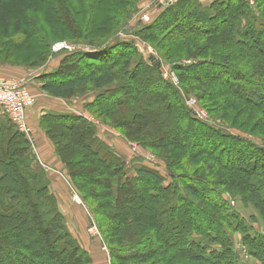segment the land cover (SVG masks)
<instances>
[{
	"label": "trees",
	"instance_id": "trees-1",
	"mask_svg": "<svg viewBox=\"0 0 264 264\" xmlns=\"http://www.w3.org/2000/svg\"><path fill=\"white\" fill-rule=\"evenodd\" d=\"M139 1L0 0V55L20 48L47 62L53 41L80 44L39 78L41 90L67 99L93 84L100 92L90 107L102 109L107 123L100 122L165 164L168 183L154 168L129 166L88 118H40L99 226L111 264H243L237 233L245 254L264 264V230L255 231L224 197L253 206L264 222V0H178L149 24L132 27ZM120 34L153 53L146 58ZM158 61L177 74L179 86L163 78ZM135 86L140 89L128 92ZM190 97L207 110V120L195 116ZM78 134L91 147L67 159L65 141ZM55 135L64 138V149ZM33 143L7 116L0 118V264H92L66 226ZM90 167L102 173L88 177ZM91 179L107 189L114 222L107 229L90 202Z\"/></svg>",
	"mask_w": 264,
	"mask_h": 264
},
{
	"label": "rangeland",
	"instance_id": "rangeland-1",
	"mask_svg": "<svg viewBox=\"0 0 264 264\" xmlns=\"http://www.w3.org/2000/svg\"><path fill=\"white\" fill-rule=\"evenodd\" d=\"M153 9L154 6L152 0H140L139 3L137 4V11L134 13L132 19L130 20L131 23L129 25L133 27L137 25V23H141L139 21L141 18V14L145 13L146 10L148 11ZM4 27L5 24L0 22V30ZM120 36L122 37V39L134 42L137 51L143 54L146 58L149 55V53L153 51V48L151 46L145 45V42H142L138 38H134L131 35H124V34H120ZM59 43H66L71 47V49H62L56 51L54 47L56 46V44ZM81 47L82 46L80 44L77 45L75 43H72L68 39L60 38L58 40H55L51 44L50 52L47 57L48 60L47 62L44 61L45 63L40 62V57H38L39 55L35 56L33 52L30 55L27 54V56H24L22 49L20 48L15 49L12 53H9V55L6 57L5 54L0 55V61L5 62L4 65L0 64V75L4 74V73L2 74L1 71L4 69L3 71H11L12 74H9L8 77L12 76V78L20 79L36 96L37 99L36 105H38L39 107L44 106L43 115H47V114H53L55 116L73 115V116H79V117L83 116L85 118H88L89 120H91V122H93L97 126V136L101 139V141L112 150L115 149L116 152L125 156L129 166L132 167L137 164H144L146 166L154 168L162 176H164L166 183L172 181V179L167 173L165 164L160 160L159 157L156 156V153L154 151L153 152L151 151L152 153L146 151L138 143L128 141L114 128L110 126H106L100 122V121L105 122L103 121L102 116H100V114L102 113V109H98V107H90V104L94 102L95 98L99 95L100 92V90H97V88H95L93 84L84 90L83 89H80V91L76 90L71 94L70 98L62 99V100L50 96L46 92L41 90V83H40L41 81L39 80V78L41 76L55 72L62 60L67 58V56L70 55L71 53H74L79 49H81ZM84 48L87 49L86 46ZM73 58H75V56H73ZM89 61L92 62L91 59ZM7 63H11V64L13 63V64L10 65ZM166 68L169 69L170 66L163 64L161 67V73H162V69H166ZM81 69L85 71L84 70L85 68H81ZM3 76H7V75H3ZM139 89H140L139 87L135 86L131 90H128V92L131 91L135 93ZM93 112H95V115L99 119H97L95 115L92 114ZM0 113L2 114V115L0 114V118L5 116L1 110ZM26 127L29 128V131H24L25 129L23 131H20L18 127L15 125V128L18 131L24 133L27 137H29V139L34 141L35 140L34 135L31 134L34 132L29 124L28 115L26 120ZM39 127H40V119H39ZM231 131L238 133V131L236 130H231ZM82 137L83 135L80 136V134H78L77 140H73L67 137V140L65 142H67L69 146L67 147L66 151H64L67 159H70L72 155L74 156L75 155L74 153L77 150H80V147L83 148L82 150L83 153L84 151L87 152V150L90 149L91 146L89 145V143L86 142V140L84 141V138ZM55 139L58 140L59 144H62L60 147L64 149L63 147L64 138L55 135ZM203 140L206 143H208V140H206V138H204ZM50 142L52 143V147L54 149L55 155L63 165L61 168L62 173H64V175L66 176V179H63L64 180L63 182H58V183H63L65 185L64 189L62 188L61 190L57 188L58 183L54 182V184H52V178L50 179V190L56 199L59 210L61 211V213L65 218L66 226L70 231V233L72 234V236L75 239H77L80 246L89 253L90 257L92 258V264H111L109 260V250L107 245L103 241V236L99 229V226L95 222V219L91 211L89 210V207L83 201L79 190L76 189V187L73 185L71 181V177L69 176L67 169L65 167V164L61 161L60 157L57 154L56 147L53 141L50 140ZM33 146H34V151L36 152V150L38 149L35 141L33 143ZM72 146H73V151H72L73 153L71 152ZM92 147L95 148V146ZM227 153L229 154V152ZM227 159H228L227 155L219 156L220 161H227ZM41 163L44 166L47 175L51 173L52 176L53 174L52 169L51 171L48 170L49 168L46 166V163L45 164L43 162ZM95 168L93 170L94 173H99V172L102 173V171H100L99 169L95 171ZM71 169L72 171L75 172V167H71ZM87 173H88V177H93L94 175V173L91 170V167ZM78 174L81 175L82 173L78 172ZM133 174H135V171L131 172V175ZM61 176L64 178L63 175ZM105 178H103V181ZM89 182H91L92 184L91 185L88 184ZM99 183L101 182L96 183L93 182L92 179L87 180V185H89L90 195H91L90 202L95 208L99 210L100 215L102 214V219H101L102 228L107 229L108 227L113 226L114 222L112 219H110L111 217L109 211L110 209L106 208V200L108 198L107 189L106 187H104ZM104 183L106 182L104 181ZM93 184H97V186L96 187L92 186ZM94 189L99 190L100 193H97L96 191H94ZM224 197L229 201V204L233 207V209L238 213H240V215L243 216L251 224V226L255 231L264 230V222L259 218L257 211L253 206L251 205L245 206L242 201H240L239 199L233 200L229 195H225ZM71 208H76L74 213L72 212ZM128 209H132V208H128ZM83 210L85 211V214H87V219H88L85 229L86 236L88 237L87 245L82 244L80 240L76 237L74 231H72V229L76 230V228L71 224V222H73L74 225L78 227L79 223L82 221V215L77 216V214L79 212H82ZM253 215L258 217V221L250 222L251 217ZM70 218L72 219L71 222H70ZM235 240H236L235 241L236 252L238 254V257L240 258L241 263L259 264L257 260L245 254L244 246L242 244V235L240 233L235 234ZM208 247L210 249L218 248L214 244H210V243L208 244Z\"/></svg>",
	"mask_w": 264,
	"mask_h": 264
},
{
	"label": "built area",
	"instance_id": "built-area-1",
	"mask_svg": "<svg viewBox=\"0 0 264 264\" xmlns=\"http://www.w3.org/2000/svg\"><path fill=\"white\" fill-rule=\"evenodd\" d=\"M178 0H152L154 9L146 10L141 14L140 22L149 24L162 11L164 7H168ZM56 51L62 49H71L66 43L56 44ZM153 53L151 51L149 54ZM187 63L190 61H186ZM164 79L170 81L176 86H179L177 74L171 69H162ZM36 101V96L32 91L20 80L12 77L0 75V110L13 122L20 131H29L26 127L28 109L31 108ZM187 105L193 110L195 116L201 120L208 119L207 110L202 107L195 97H190L187 100Z\"/></svg>",
	"mask_w": 264,
	"mask_h": 264
},
{
	"label": "crops",
	"instance_id": "crops-1",
	"mask_svg": "<svg viewBox=\"0 0 264 264\" xmlns=\"http://www.w3.org/2000/svg\"><path fill=\"white\" fill-rule=\"evenodd\" d=\"M203 4L207 5L210 4L212 2V0H200ZM4 70V69H3ZM2 71L3 75H7L6 77H8L9 74H12L11 71ZM12 77V76H10ZM17 79V78H16ZM62 100L61 98H57ZM37 101V99H36ZM35 101L34 105L28 109V121L30 126L33 129L34 133H31L34 135V141L37 145V149L36 153L40 159L41 162H43L44 164L46 163V166L49 168L48 170L51 171L52 169V176L51 173L48 174L49 179L52 178V184H54V182H63V179H66V176L64 175V173H62V163L60 162V160L57 158V156L54 153V149L52 147V143L50 142L49 138L45 135V133L41 130V128L39 127V119L40 117L43 115L44 113V106L43 107H39L37 104V102ZM1 114V113H0ZM2 115V114H1ZM51 165V166H50ZM63 175L64 178L61 176ZM68 182V181H67ZM65 185L63 183H58L57 184V188L58 189H64ZM76 208H71L72 212L74 213ZM82 209V208H81ZM84 213V215H83ZM82 215V221L79 223L78 227L76 225H74L72 221V219L70 218V222L72 224V226H74L76 228L72 229V231H74V234L76 235V237L80 240V242L84 245H87L88 240H87V236H86V224L88 222L87 219V214H85V211L83 210L82 212H79L77 214V216ZM71 216V215H70Z\"/></svg>",
	"mask_w": 264,
	"mask_h": 264
},
{
	"label": "water",
	"instance_id": "water-1",
	"mask_svg": "<svg viewBox=\"0 0 264 264\" xmlns=\"http://www.w3.org/2000/svg\"><path fill=\"white\" fill-rule=\"evenodd\" d=\"M156 66H161V62L160 61L156 62Z\"/></svg>",
	"mask_w": 264,
	"mask_h": 264
}]
</instances>
